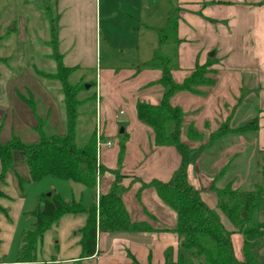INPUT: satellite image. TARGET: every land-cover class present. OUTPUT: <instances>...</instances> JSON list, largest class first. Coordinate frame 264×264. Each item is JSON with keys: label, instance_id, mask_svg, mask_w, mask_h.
Returning a JSON list of instances; mask_svg holds the SVG:
<instances>
[{"label": "rangeland", "instance_id": "rangeland-1", "mask_svg": "<svg viewBox=\"0 0 264 264\" xmlns=\"http://www.w3.org/2000/svg\"><path fill=\"white\" fill-rule=\"evenodd\" d=\"M173 14L169 0H0V81L3 74L16 71L20 75L17 76L20 77L19 85L37 86L38 91L44 89V92V87L52 86L51 95L58 102L61 96L65 109L52 50V36H55L61 63L72 70L65 72V80L74 92L77 104L76 145L81 148L94 139L97 167L102 165L100 175L96 167V185L99 177L112 172L111 189L122 180L115 171H133L143 162H154L162 152V147L155 145L152 130L138 120L136 105L155 106L163 98L162 69L144 68L155 52L170 57L169 64L164 61L163 66L170 69L169 74L176 84H183L190 75L179 80L185 70L177 59V47L172 42L160 45L158 41L157 31ZM209 60L195 64L190 73ZM212 65L208 71L214 72ZM206 77L216 84L217 76L208 73ZM240 81L239 76L235 77L230 88L214 97H210L207 86L193 87L197 94L187 91L174 94L169 104L182 110L181 122L177 133L172 124L167 125L166 133L174 136L176 133L189 153L199 148V156L188 164V183L199 192L201 200L221 220L225 229L233 232L234 254L242 261L240 229L233 228L219 210L216 193L202 191L207 177L216 180L211 182V191L228 184L234 190L251 191L264 184V154H256L253 158L251 142L238 137L246 135L232 136L235 139L228 136L236 132L228 129L238 127L240 120L245 121V128L253 121V118L244 119V113L248 115L254 103V83L250 77H246L243 84ZM22 92L19 99L34 109L36 123L33 130H41L46 137L64 136L43 131L52 113L49 109L44 117H39L46 94L39 93L40 97L43 95L40 98L34 93L36 98L27 88ZM146 96L149 99H141ZM119 110L127 117L126 122H117ZM120 129L123 130L121 134ZM85 136L88 139H84ZM97 140L101 144L110 142L111 147L101 146L97 151ZM159 159L163 161L161 165L169 166L173 156L168 154ZM134 165L135 168H130ZM238 169L242 171L241 175ZM148 190L155 195V200H160L153 188ZM253 219L264 223V210L254 211ZM254 245L257 257H264V237Z\"/></svg>", "mask_w": 264, "mask_h": 264}, {"label": "crops", "instance_id": "crops-1", "mask_svg": "<svg viewBox=\"0 0 264 264\" xmlns=\"http://www.w3.org/2000/svg\"><path fill=\"white\" fill-rule=\"evenodd\" d=\"M173 9L178 10L177 39L180 42L172 45L177 47V59L185 70L179 80L183 81L191 74L195 64H204L209 59L213 61L215 78L217 76L216 84L208 87L210 97L225 92L235 77L239 76L240 84L250 77L254 83L255 96L251 111L248 115L244 113V119L253 118V121L248 122V128H245V121L240 120L238 127L228 129L236 131L228 136L235 139L232 136L246 135L238 137L251 142L253 158L256 154H264V0H175ZM2 76L0 143L8 142L13 136L25 144H36L40 140L33 130L36 123L34 113L19 99L25 88L37 96L41 92L46 94L45 102H42L44 109L39 117H44L49 109L52 110V116H48L44 133L65 135V109L61 96L58 102L51 95L52 86L44 87L45 92L44 89L38 91L37 86L19 85L20 77L17 76L20 75L16 71ZM243 88L249 90L247 86ZM160 152V156L152 163L143 162L137 168L136 165L131 166L135 169H128L124 173L115 171L118 178H122L118 181L116 196L121 200L129 220L147 226L148 230L135 233L97 231V253L90 258H82L80 230L85 227L88 214H66L43 234L35 246V260L26 263L18 256L23 235L33 231V212L38 207L39 198L49 193L60 196L67 204L77 203L85 209L93 204L98 206L99 196L110 190L113 174L110 172L99 177L94 192L81 184L51 176L32 182L23 153L14 151L12 168L0 182V191L4 195L0 197V208L5 211L0 210V264H132L133 261L139 264H165L167 254L175 263L179 246V238L174 232L176 214L160 200H155V195L148 188L140 192L142 184L152 180L167 182L178 169L181 158L175 147H162ZM168 154L173 156L170 165H161L163 161L159 158ZM237 171L242 174L240 169ZM213 180L216 181L209 177L205 179L203 192L207 190L215 193L216 189H210Z\"/></svg>", "mask_w": 264, "mask_h": 264}, {"label": "trees", "instance_id": "trees-1", "mask_svg": "<svg viewBox=\"0 0 264 264\" xmlns=\"http://www.w3.org/2000/svg\"><path fill=\"white\" fill-rule=\"evenodd\" d=\"M173 1L169 0L171 5H173ZM173 13L166 25L157 31L160 45H164L166 42L174 44L180 42L177 39L178 10L173 9ZM54 39L55 36H52L53 57L57 63L56 76L61 82L65 98L66 133L64 136L46 137L41 130H36L40 139L36 144H25L16 136L6 143H0V182L4 180L7 171L12 168V153L18 150L24 155V163L28 167L32 182H38L51 176L59 180L81 184L94 192L96 174L100 175L102 167H97L94 139L84 147L79 148L76 145L74 128L77 104L74 98L75 94L65 80V72L72 70L62 65L61 55L58 53L57 43L55 44ZM164 61L169 64L170 57L161 56L155 52L153 59L145 64L144 68L162 69L160 84L168 90L163 93V98L155 106L144 103L137 104L136 113L138 120L152 130L155 145L173 146L181 158L178 169L167 182L152 180L142 184L140 190L141 192L146 188H153L163 204L176 214L174 232L179 238L177 260L174 263L170 254H167L165 264H264V257H257L254 245L258 239L264 237V223L253 219L254 211L264 210V184L251 191L234 190L230 184L215 191L219 210L233 228L241 230L239 233L243 238L244 259L240 261L234 254L233 232L225 229L221 220L201 200L199 192L194 190L187 180L188 164L199 156V148L192 149L189 153L186 151L185 145L179 142L176 133L181 122L182 110L177 106H171L169 100L174 94L181 91L197 94L195 91L193 92L195 86H213L214 80L206 77L208 73L216 75L215 71H208V67L213 62L211 63L209 60L202 67L195 69L183 81V84L179 85L170 76V69L167 70L163 66ZM30 109L34 110L32 105H30ZM168 124L175 126V136L166 133ZM96 167L99 170L98 173H96ZM18 182H21L20 178H18ZM117 189L115 183L106 194L99 196L98 206L93 204L88 209L77 203L67 204L56 194L41 196L38 200V207L33 212V231L25 232L23 235L18 258L22 262H33L37 242L53 224L58 222L61 216L66 214H88L86 225L80 230L82 258H90L97 253V231L135 233L148 230L147 226H142L141 223H132L129 220L121 200L116 196ZM132 264L139 263L133 261Z\"/></svg>", "mask_w": 264, "mask_h": 264}, {"label": "water", "instance_id": "water-1", "mask_svg": "<svg viewBox=\"0 0 264 264\" xmlns=\"http://www.w3.org/2000/svg\"><path fill=\"white\" fill-rule=\"evenodd\" d=\"M213 54H211L210 56H212ZM86 89H88V86L86 87ZM127 121V117L119 110L117 112V122L119 123H123ZM123 133V130L120 129V134Z\"/></svg>", "mask_w": 264, "mask_h": 264}, {"label": "built area", "instance_id": "built-area-1", "mask_svg": "<svg viewBox=\"0 0 264 264\" xmlns=\"http://www.w3.org/2000/svg\"><path fill=\"white\" fill-rule=\"evenodd\" d=\"M101 146H105V147L109 148V147H111V143H110V142H107V143H105V144H101V143L99 142V140H97V151L99 150V148H100Z\"/></svg>", "mask_w": 264, "mask_h": 264}]
</instances>
